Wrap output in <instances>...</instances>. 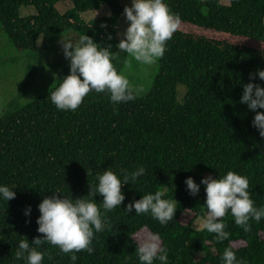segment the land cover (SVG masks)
Segmentation results:
<instances>
[{
    "label": "trees",
    "instance_id": "obj_1",
    "mask_svg": "<svg viewBox=\"0 0 264 264\" xmlns=\"http://www.w3.org/2000/svg\"><path fill=\"white\" fill-rule=\"evenodd\" d=\"M58 1L0 0V25L13 47L46 51L52 40L71 30L101 47L111 45L119 72L127 56L117 47L119 0H68L72 8L63 13L55 7ZM103 3L109 8L107 16L80 19V13ZM165 3L180 23L166 42L146 95L113 104L107 92H89L75 111H61L48 98L59 82L0 119V184L14 187L16 193L14 199L0 201V264H25L15 259L17 242L27 238L31 243L43 235L37 232V205L52 191L84 197L98 182L97 173L109 167L118 174L131 172L141 165L145 173L135 183L122 185L125 200L120 207L105 211L103 197H94L107 226L94 234V252L76 253L75 264H141L136 248L151 233L160 234L167 264H223L226 248L240 264H264V218L250 219L245 232L226 213L220 219L229 237L219 241L215 233L192 226L204 216V186L193 196L184 183L189 176L199 184L205 173L216 178L232 170L248 178L255 206H264V138L251 126L254 113L239 103L249 74L264 69V0ZM22 5L33 6L36 14L20 17ZM252 82L264 86L259 77ZM177 85L185 87L182 102L177 100ZM155 191L175 205L167 224L150 213L124 211L133 199ZM27 206L29 216L24 215ZM41 247L46 252L42 264H72L57 246Z\"/></svg>",
    "mask_w": 264,
    "mask_h": 264
},
{
    "label": "clouds",
    "instance_id": "obj_2",
    "mask_svg": "<svg viewBox=\"0 0 264 264\" xmlns=\"http://www.w3.org/2000/svg\"><path fill=\"white\" fill-rule=\"evenodd\" d=\"M123 14L129 23L117 47L143 65L156 63L164 55L166 42L177 30L180 17L170 11L165 0H131V6L126 5ZM108 39H111L110 35ZM59 44L69 62V74L48 95L58 110L75 111L89 92H107L113 104L136 98L139 89L133 88L127 76L118 72L112 63L116 53L110 51L111 45L101 47L86 34L76 38L61 36ZM256 77L264 81V69L249 74L250 82L243 84L239 103L245 104L254 113L251 126L264 138V112L257 111L264 109V86L252 82ZM144 173L142 165L131 172L120 170L119 174L109 167L96 174L98 182L90 186L87 196L73 199L72 196H58L59 191H52L50 197L45 196L37 205L40 213L36 220L37 232L43 235L34 237L31 243L27 238L20 239L15 259L25 264H42L46 252L41 246L45 243L69 254L72 264L78 260V252L86 251L91 255L94 252L91 246L94 234L104 231L107 226L106 217L94 197H103L102 208L105 211L120 207L125 200L122 185L130 181L135 183ZM184 183L193 196L199 193L201 185L204 186L207 214L202 227L215 233L214 238L219 241L229 237L224 230L225 223L220 219L226 213H230L234 223L245 232L250 229V219L259 222L264 218V206H255L246 176L228 170L216 178L212 175L203 177L199 184L189 176ZM13 188L0 184V201L14 199L16 193ZM133 210L136 215L150 213L162 225L173 219L176 213L174 203L163 198L161 191L145 193L140 199H133L124 211L131 213ZM30 212L31 206H27L24 215L29 216ZM160 240L159 233H151L137 246L136 254L141 264H153L154 260L167 264V249ZM221 260L223 264H240L231 248L224 250Z\"/></svg>",
    "mask_w": 264,
    "mask_h": 264
},
{
    "label": "rangeland",
    "instance_id": "obj_3",
    "mask_svg": "<svg viewBox=\"0 0 264 264\" xmlns=\"http://www.w3.org/2000/svg\"><path fill=\"white\" fill-rule=\"evenodd\" d=\"M119 3L122 6L117 32L120 42L129 23L125 19L123 10L126 5L131 6V0H119ZM220 3L228 5L229 0H220ZM55 7L60 13H63L71 9L72 4L68 0H60L55 4ZM18 13L20 17H26L36 14V10L31 5H22L19 7ZM108 14L109 8L103 3L95 10L80 13V19L88 22ZM61 36L76 38L79 35L70 30L52 40L46 51H18L13 47L0 25V119L47 93L69 73V62L65 59L59 44ZM41 42L42 39L39 37L37 45H40ZM158 61L159 59L152 65H143L127 54L126 61L121 65L119 72L127 76L133 88L139 89L137 96H144L151 90L154 78L158 73ZM176 91L177 100L182 102L185 87L177 85ZM208 175L204 174L205 177ZM206 214L205 207L203 218L198 217L193 221L192 226L196 229L202 228ZM201 255L203 253L198 254L197 259Z\"/></svg>",
    "mask_w": 264,
    "mask_h": 264
}]
</instances>
